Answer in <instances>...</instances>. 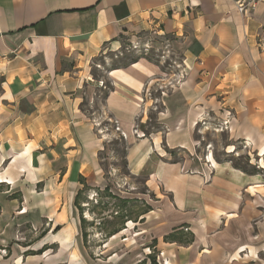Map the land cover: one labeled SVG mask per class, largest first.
I'll list each match as a JSON object with an SVG mask.
<instances>
[{
  "label": "crops",
  "instance_id": "obj_1",
  "mask_svg": "<svg viewBox=\"0 0 264 264\" xmlns=\"http://www.w3.org/2000/svg\"><path fill=\"white\" fill-rule=\"evenodd\" d=\"M141 40L179 67L150 132L139 124L160 63L109 69V89L92 75ZM98 102L145 189L123 196L146 209L108 261L86 256L76 205L110 187L102 153L116 133L98 131ZM217 120L264 154V2L243 15L234 0H0V264H148L152 249L159 264H264V176L204 158L198 127Z\"/></svg>",
  "mask_w": 264,
  "mask_h": 264
},
{
  "label": "rangeland",
  "instance_id": "obj_2",
  "mask_svg": "<svg viewBox=\"0 0 264 264\" xmlns=\"http://www.w3.org/2000/svg\"><path fill=\"white\" fill-rule=\"evenodd\" d=\"M142 41L136 43L126 41L118 52H107L105 55L100 56L92 63V75L96 79L102 80V87L104 89H109L110 82L107 78L109 69L123 66L142 56L148 57L154 63H160L166 75L162 76L161 81L157 82L146 92L148 105L145 112L147 119L139 124L146 132H150L157 129L154 121L157 112L161 109L160 94L162 89L166 90L169 88L173 80H175L173 78H176L169 76V73L172 74L179 67L176 55L165 52L162 49L151 48L152 45H147V43ZM93 110L94 114L100 119L99 122L102 123V127L104 129L109 128L108 131L112 133V129L109 126V117L104 113L101 102L94 105ZM145 131L144 133L146 134ZM197 137L200 141V152L204 153V158L209 153L213 159L230 160L233 165L234 163H239L248 172L260 173L264 176V154L258 156L246 148L247 144L245 142L232 139L228 129L220 126L218 120L201 123L197 130ZM127 146V141L118 135L108 140L106 151L102 153V161L110 187L87 189L77 202L78 209L83 217L82 229L84 232L86 256L88 255L93 260L101 259L108 261L113 255L109 250H113L116 244H125L121 243L122 239L125 240L124 236H118L117 234L113 239L112 236L116 233L127 232L126 230H122L127 227L129 219L137 221L141 212L146 209V206H144L140 199L126 200L123 197L130 196L132 188H138L139 191L145 190L143 177H131L128 174L125 159ZM178 157L179 155H176L172 158ZM41 233L39 231L38 236ZM132 236H135L134 233ZM127 243L136 245L140 242L136 237L130 239ZM8 254L9 252L6 248L0 249V256H8ZM144 255L150 257L148 264H159L157 257L154 256L155 252L153 249L151 252L146 250Z\"/></svg>",
  "mask_w": 264,
  "mask_h": 264
},
{
  "label": "built area",
  "instance_id": "obj_3",
  "mask_svg": "<svg viewBox=\"0 0 264 264\" xmlns=\"http://www.w3.org/2000/svg\"><path fill=\"white\" fill-rule=\"evenodd\" d=\"M234 2H235V6L238 9V11L243 15H247L251 11H253L260 2H264V0H234ZM96 124L98 126V131L102 135L110 133L108 131L109 128L104 129V127H102L101 122H98ZM109 126L111 127L112 132H115L116 135H118L120 138H123L126 140L127 135L121 130L116 120H114L113 118H109ZM134 131L137 136L141 135V132L138 130V126Z\"/></svg>",
  "mask_w": 264,
  "mask_h": 264
},
{
  "label": "trees",
  "instance_id": "obj_4",
  "mask_svg": "<svg viewBox=\"0 0 264 264\" xmlns=\"http://www.w3.org/2000/svg\"><path fill=\"white\" fill-rule=\"evenodd\" d=\"M146 135H147V133H146ZM124 140H125V139H124ZM127 147H128V146H127ZM126 150H127V148H126ZM125 152H126V151H125ZM234 166L237 167V168H239V169L244 170L245 172H248L247 169L244 168V167H243L242 165H240L239 163H234ZM249 173H251V172H249ZM80 196H81V193L77 196V199H76V205H77V202L79 201ZM126 200H127V199H126Z\"/></svg>",
  "mask_w": 264,
  "mask_h": 264
}]
</instances>
